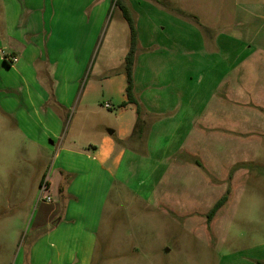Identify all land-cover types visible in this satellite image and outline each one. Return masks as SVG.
Masks as SVG:
<instances>
[{
  "label": "rangeland",
  "instance_id": "obj_1",
  "mask_svg": "<svg viewBox=\"0 0 264 264\" xmlns=\"http://www.w3.org/2000/svg\"><path fill=\"white\" fill-rule=\"evenodd\" d=\"M124 2L138 30L141 121L135 129L136 106L120 107L117 86L97 84L89 123L105 132L133 127L119 143L127 152L93 264H264V0ZM108 5L83 87L99 75L126 85L130 30L122 10ZM84 104L71 109L61 140L78 131ZM11 144L19 157L0 161V233L23 242L53 153L16 147L6 136L0 152L10 154Z\"/></svg>",
  "mask_w": 264,
  "mask_h": 264
},
{
  "label": "crops",
  "instance_id": "obj_2",
  "mask_svg": "<svg viewBox=\"0 0 264 264\" xmlns=\"http://www.w3.org/2000/svg\"><path fill=\"white\" fill-rule=\"evenodd\" d=\"M22 1L25 8L20 0H3L0 17V145L6 136L16 147L53 153L44 174L53 201L40 202L39 191L23 242L18 234L0 233V264H93L106 201L127 152L119 143L133 127L128 122L119 132H105L89 123L97 84H114L118 104L127 101V81L99 75L83 87L81 80L108 0ZM83 100L78 131L61 140L71 109ZM10 147L0 161L19 157Z\"/></svg>",
  "mask_w": 264,
  "mask_h": 264
},
{
  "label": "trees",
  "instance_id": "obj_3",
  "mask_svg": "<svg viewBox=\"0 0 264 264\" xmlns=\"http://www.w3.org/2000/svg\"><path fill=\"white\" fill-rule=\"evenodd\" d=\"M112 1L115 3V6L119 7L122 10L123 17L125 18L129 26V30H130V48L126 56V81H127L126 97H127V101L122 103L120 107L125 108L128 105L136 106V111L138 114V121L136 125L137 127H135L136 129L139 127V124L141 121L140 120L141 109L138 104L137 98L135 96V82H134V67H135V59H136V53H137V47H138V31H137L136 23L131 13V10L128 7V5L124 2V0H112ZM45 177L46 176H44V178ZM61 191H62V188H61ZM227 200L228 198L224 197L215 204V206L212 208V210L210 211L207 217L209 223L214 219L218 211L224 206Z\"/></svg>",
  "mask_w": 264,
  "mask_h": 264
},
{
  "label": "built area",
  "instance_id": "obj_4",
  "mask_svg": "<svg viewBox=\"0 0 264 264\" xmlns=\"http://www.w3.org/2000/svg\"><path fill=\"white\" fill-rule=\"evenodd\" d=\"M11 60L12 63H17L18 62V58L17 57H10L9 58ZM105 108L106 109H109L111 110L112 109V106L110 104H107L105 105ZM50 185H49V179L48 177H45L43 179V181H41V186H40V198H39V201L40 202H43V203H46V204H51L53 199L52 197L49 195V189Z\"/></svg>",
  "mask_w": 264,
  "mask_h": 264
},
{
  "label": "water",
  "instance_id": "obj_5",
  "mask_svg": "<svg viewBox=\"0 0 264 264\" xmlns=\"http://www.w3.org/2000/svg\"><path fill=\"white\" fill-rule=\"evenodd\" d=\"M113 132H110V134H112Z\"/></svg>",
  "mask_w": 264,
  "mask_h": 264
}]
</instances>
